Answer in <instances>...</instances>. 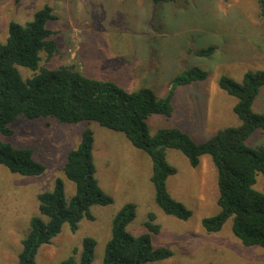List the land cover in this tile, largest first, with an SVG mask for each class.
Returning <instances> with one entry per match:
<instances>
[{
	"label": "rangeland",
	"instance_id": "374dc122",
	"mask_svg": "<svg viewBox=\"0 0 264 264\" xmlns=\"http://www.w3.org/2000/svg\"><path fill=\"white\" fill-rule=\"evenodd\" d=\"M49 6L55 18L46 23L54 34L58 50L40 66L71 65L84 76L111 81L126 92L143 87L164 97L171 81L183 71L197 67L207 73L203 81L175 87L169 118L153 117L150 134L160 128L177 127L200 143L218 130L236 127L233 113L236 100L218 87L221 77L241 82L248 72L264 71V19L257 0H171L153 4L151 0H0V43L8 35V25H24L34 13ZM212 47L210 56L196 51ZM27 79L32 72L16 67ZM22 79V80H23ZM252 110L264 112V87L254 99ZM12 133L0 134V141L18 149L33 150V159L42 164L40 176L24 177L0 166V264H18L32 217L38 215L37 196L53 189L61 180L67 200L74 185L64 175L66 156L76 149L81 133H93L92 158L95 178L112 199L108 206H92L93 220L83 218L75 232L67 225L35 255V264H59L81 251L83 239L95 241L92 264H102L111 222L127 204L134 205V218L126 231L134 237L148 234L154 248L171 252L167 259L150 264H264V248L245 247L233 236L231 219L215 233L202 227V220L216 215V171L209 156L200 157L197 167L189 165L178 151L166 150L167 163L176 173L168 177L170 196L191 216L182 221L164 214L154 202L150 182L151 161L133 148L117 132L94 122L62 125L55 119L17 118L9 124ZM264 144L257 132L249 145ZM255 188L264 193V179L258 176ZM155 215L157 233L144 226Z\"/></svg>",
	"mask_w": 264,
	"mask_h": 264
},
{
	"label": "trees",
	"instance_id": "16d2710c",
	"mask_svg": "<svg viewBox=\"0 0 264 264\" xmlns=\"http://www.w3.org/2000/svg\"><path fill=\"white\" fill-rule=\"evenodd\" d=\"M169 1L151 0L153 4ZM257 5L264 19V0H257ZM54 18L52 9L43 6L24 25L16 22L8 25L7 38L0 43V134L10 135L9 124L17 118L55 119L62 125L94 122L120 133L151 161L150 182L156 206L164 214L182 221L188 220L191 213L167 191V179L176 170L167 163L166 150L180 152L193 168L198 166L201 156L207 155L216 171L219 211L203 219L202 227L208 233H215L231 219L232 234L243 246L264 248V193L255 188L257 177L264 179V144H248L257 132L264 134V112L252 110L255 97L264 87V71L248 72L241 82L227 77L218 81V87L236 100L232 110L240 121L238 126L220 129L200 143L177 127L160 128L150 134L151 118L171 116L174 88L203 81L207 73L197 67L183 71L171 81L168 94L160 97L148 87L126 92L111 81L88 78L71 65L40 66L42 54L50 59L58 50L51 38L54 33L46 28V23ZM213 51L209 47L196 51L195 55L206 57ZM17 66L28 69L32 75L21 78ZM93 142L92 131L85 129L76 149L66 156L63 172L75 188L69 200L59 179L51 191L37 196L38 215L31 218L21 242L18 264H35L37 250L49 244L63 225L75 232L83 218L93 220L92 206L112 203L95 178ZM0 166L24 177L40 176L44 172L43 165L33 159V150L14 148L1 141ZM134 208L127 204L113 217L102 264H150L171 256L166 248L152 247L148 234L134 237L126 231L134 218ZM154 220L155 215L150 213L144 224L151 233L158 232ZM94 248L95 241L85 238L78 256L74 250L73 255L59 264H92Z\"/></svg>",
	"mask_w": 264,
	"mask_h": 264
}]
</instances>
